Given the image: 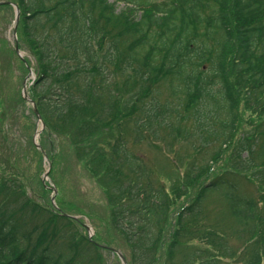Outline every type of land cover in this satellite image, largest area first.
Returning a JSON list of instances; mask_svg holds the SVG:
<instances>
[{
    "label": "trees",
    "instance_id": "obj_1",
    "mask_svg": "<svg viewBox=\"0 0 264 264\" xmlns=\"http://www.w3.org/2000/svg\"><path fill=\"white\" fill-rule=\"evenodd\" d=\"M15 1L18 38L31 54L21 57L24 78L34 69L30 95L46 127L39 147L37 115L21 95L16 106L31 135L16 131L14 115L0 120V264H123L114 252L118 238L129 264H175L191 220L205 217L215 194L218 224L238 238L249 235L238 258L264 264V192L243 191L241 183L250 173L264 191V0ZM11 5L1 1L0 9ZM114 71L132 90L125 103ZM160 82L168 85L166 102L153 94ZM122 117L133 119L137 143L150 126L153 134L176 130L182 138L195 135L188 118L196 127L204 156L191 160L172 190L184 191L180 203L146 158L115 135ZM247 125L256 128L246 135ZM53 134L70 139L106 191L114 233L107 238L97 229L89 236L69 204L49 198L54 188L44 180L42 153ZM215 230L201 235H220ZM226 252H197L187 264H208Z\"/></svg>",
    "mask_w": 264,
    "mask_h": 264
},
{
    "label": "rangeland",
    "instance_id": "obj_2",
    "mask_svg": "<svg viewBox=\"0 0 264 264\" xmlns=\"http://www.w3.org/2000/svg\"><path fill=\"white\" fill-rule=\"evenodd\" d=\"M1 1L14 2L18 6L15 0H0V2ZM15 4H12L10 9H0V90H2L0 92L2 96L0 120H2L4 116L9 117L10 115H14L17 118L15 122L16 131L18 130L20 132L22 138H27V135H31L32 129L27 130L23 115L20 113L21 107H17L16 103L20 101V95L23 96L25 81L28 82L27 90L30 94V88L36 78L34 77L36 74L32 73L31 75V72H29L24 78V68L21 64L22 56H20V54L25 58L31 57V54L29 46L27 44L23 45L22 41L18 38ZM122 6H124V3H121L120 7ZM40 22H43V19H41ZM17 41L21 46L20 54L15 50ZM35 62L34 59V63ZM112 76V79L115 80L121 88V91H118V93L123 96L122 100L123 103H125L132 93V90L129 89L130 85L124 84V82L127 81L125 80V75L122 73L119 75L117 71H114ZM36 90L40 93L43 92V90H45V84H41ZM153 94L163 102L171 98L168 85L163 82L156 85ZM27 105L33 106L29 101ZM27 110L29 111L30 108ZM34 120L38 130L35 135V141L37 139V142H39L40 132L44 130L46 124L44 120L38 119L37 116H34ZM34 120L32 117V121ZM119 123L120 127L115 130V135H120L127 139L132 149L146 158L157 178L159 180L162 179L167 184L173 198L176 200L180 198L176 204L180 203L182 200L180 195L184 191L173 192L172 190L175 189L177 183L186 176L187 169L192 163L191 160L196 159L199 161L204 156V154L200 153V150L196 148V127L191 125L190 119L188 118L186 120V124L190 127V132H195V135L191 138H182L176 130L164 129L161 130L159 134H153L152 126H150L151 128L147 129L145 132V139L138 143L134 141L137 132L134 130L133 119L122 117L119 118ZM4 124L6 125L7 123ZM255 128L254 125H247L245 127L247 132L244 134L247 135L253 132ZM2 136L3 134L0 135V150L4 149ZM53 138H55V142H53V144H48L47 148H44L42 153L43 172L46 173L49 168H51L49 176L46 177L43 173L45 180L51 187V191H53L54 187L57 188L56 197L58 195L66 204H69V211L71 214L78 216L85 224L89 225L93 234L96 232V229L101 232L104 238L114 234L111 226L107 225L110 219V205L108 203L109 199L106 191H104L79 162L76 156V148L73 147L70 139L68 137H62V139H60L56 134H53ZM55 143L56 148L53 150L52 148ZM54 153L56 154L52 157ZM220 162L225 163L226 157ZM35 167L34 163L31 164V171H34ZM220 168L221 167H219L218 171H221ZM247 175L251 174L248 173L242 176V190L252 191L260 197V194L264 192L261 189V182H259L258 179H251ZM195 190L197 189L195 188ZM193 193L195 195L196 191H193ZM177 195L179 196L177 197ZM53 196L54 192H51L49 198L52 200ZM215 196L216 197H214V195L210 197L208 203L209 209L205 217L201 220H191L190 226L192 227V231L182 237V243L174 259L175 264H187V261H190L197 252L199 253H197L199 257H204L208 255L209 252L218 253L224 248L228 251L225 253V256L221 257V259H213L208 264H247L246 260L238 258V254L242 252L243 240L249 235L238 238L228 228L224 227L222 223L218 224L217 221H219L221 216L220 211L217 210L218 205L221 204L218 199V197L220 198V194H215ZM56 197L55 202L57 203ZM94 223L97 224V227L94 226ZM200 225L202 226L201 234L217 229L220 235L207 233L205 237H202L203 235L196 233ZM87 233H90L89 229ZM221 233H223L224 236H222ZM219 240L224 242L223 245L219 243ZM115 244H117L115 248L125 253L129 258L131 257L123 240L118 238ZM224 244H227V249L223 247ZM106 254L110 257V260H113L114 254L109 255L107 252L105 255ZM245 256L248 261L250 257L249 253L248 256L247 254H245ZM194 262H196V258Z\"/></svg>",
    "mask_w": 264,
    "mask_h": 264
},
{
    "label": "water",
    "instance_id": "obj_3",
    "mask_svg": "<svg viewBox=\"0 0 264 264\" xmlns=\"http://www.w3.org/2000/svg\"><path fill=\"white\" fill-rule=\"evenodd\" d=\"M13 4H14V3H13ZM16 18H17V23H18V20H19V18H20V9H19V7H18L17 5H16ZM16 50L19 51V47H18V45L16 46ZM23 94H24V97H25L26 99L32 101L31 97L28 95V92H27V84H26V81H25V85H24V89H23ZM32 102L34 103V101H32ZM35 112L37 113V115H38L39 118H40L41 116H40V113H39L38 108H37L36 106H35ZM49 171H50V170H48V171L46 172V175H49ZM55 193H57V189H56V188H55ZM54 198H55V197H53V200H54ZM117 252L119 253L120 257L122 258L123 263H124V264H128L126 258L123 256V254L120 253L119 251H117Z\"/></svg>",
    "mask_w": 264,
    "mask_h": 264
}]
</instances>
